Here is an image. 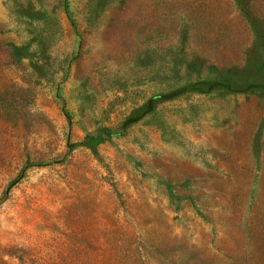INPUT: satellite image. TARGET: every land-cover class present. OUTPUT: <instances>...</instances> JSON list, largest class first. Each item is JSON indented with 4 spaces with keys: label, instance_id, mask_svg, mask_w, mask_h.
I'll return each instance as SVG.
<instances>
[{
    "label": "rangeland",
    "instance_id": "obj_1",
    "mask_svg": "<svg viewBox=\"0 0 264 264\" xmlns=\"http://www.w3.org/2000/svg\"><path fill=\"white\" fill-rule=\"evenodd\" d=\"M0 264H264V0H0Z\"/></svg>",
    "mask_w": 264,
    "mask_h": 264
}]
</instances>
